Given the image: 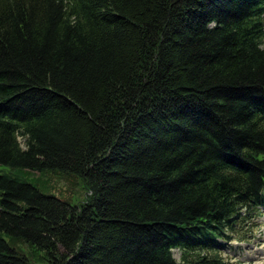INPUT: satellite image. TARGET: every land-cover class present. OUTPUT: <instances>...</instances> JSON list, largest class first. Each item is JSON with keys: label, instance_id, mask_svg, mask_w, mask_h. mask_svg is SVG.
I'll return each instance as SVG.
<instances>
[{"label": "trees", "instance_id": "1", "mask_svg": "<svg viewBox=\"0 0 264 264\" xmlns=\"http://www.w3.org/2000/svg\"><path fill=\"white\" fill-rule=\"evenodd\" d=\"M262 208L264 0H0V264H228Z\"/></svg>", "mask_w": 264, "mask_h": 264}, {"label": "rangeland", "instance_id": "2", "mask_svg": "<svg viewBox=\"0 0 264 264\" xmlns=\"http://www.w3.org/2000/svg\"><path fill=\"white\" fill-rule=\"evenodd\" d=\"M34 177L38 179V187L41 192L55 195L71 204L79 203L86 195V189L82 182L76 178L77 176L48 171L40 174L35 173ZM244 227H252L253 237L246 242L232 239L222 248V255L228 264H260L264 261V208L256 215L252 213L250 221L245 222ZM173 253L174 257L178 259L180 252L174 249ZM33 264L41 263L33 262Z\"/></svg>", "mask_w": 264, "mask_h": 264}, {"label": "clouds", "instance_id": "3", "mask_svg": "<svg viewBox=\"0 0 264 264\" xmlns=\"http://www.w3.org/2000/svg\"><path fill=\"white\" fill-rule=\"evenodd\" d=\"M260 264H264V261L260 262Z\"/></svg>", "mask_w": 264, "mask_h": 264}]
</instances>
